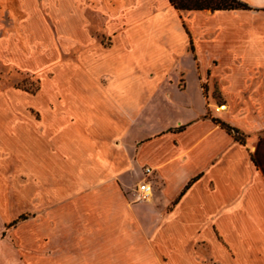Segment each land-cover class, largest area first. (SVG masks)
<instances>
[{
    "label": "crops",
    "instance_id": "1",
    "mask_svg": "<svg viewBox=\"0 0 264 264\" xmlns=\"http://www.w3.org/2000/svg\"><path fill=\"white\" fill-rule=\"evenodd\" d=\"M240 1L44 5L66 26L52 77L32 100L0 94V164L31 171L39 205L29 264H264V0ZM41 8L0 4V38H39ZM8 203L0 184V222Z\"/></svg>",
    "mask_w": 264,
    "mask_h": 264
},
{
    "label": "rangeland",
    "instance_id": "2",
    "mask_svg": "<svg viewBox=\"0 0 264 264\" xmlns=\"http://www.w3.org/2000/svg\"><path fill=\"white\" fill-rule=\"evenodd\" d=\"M59 0H21L27 4L37 3L42 6L36 11L41 21L36 34L39 38H0V94H7L8 100L14 99V93H20L21 99H31L37 95L44 81L52 77L54 71L53 61L56 60L57 47L63 45L64 38L61 32H65L66 26H58L54 18L55 11L47 9L46 3H57ZM111 5L123 3V0H108ZM3 7H11L14 0H0ZM28 12L21 10V22H27ZM8 24L10 20H7ZM13 23V22H12ZM9 29V28H7ZM13 30V29H12ZM91 34L104 45H109L105 31L98 23L90 28ZM6 42V43H5ZM75 53L60 59L63 64L75 60ZM74 57V58H73ZM215 100L208 101L209 117L212 110L218 111V107L225 104L221 91L217 88L213 94ZM22 113L30 120L40 118V113L33 107L23 108ZM162 116V113H161ZM160 116V117H161ZM235 135L247 139L242 131ZM3 157L0 155V160ZM0 184L2 195L8 200L13 209L12 215L0 222V264L31 263L34 257V228L39 226V205L34 203L35 187L31 171L16 160L0 164ZM5 168V169H4Z\"/></svg>",
    "mask_w": 264,
    "mask_h": 264
},
{
    "label": "trees",
    "instance_id": "3",
    "mask_svg": "<svg viewBox=\"0 0 264 264\" xmlns=\"http://www.w3.org/2000/svg\"><path fill=\"white\" fill-rule=\"evenodd\" d=\"M170 2L177 10L182 12L248 9V6L240 0H170ZM230 130L239 133L233 128ZM236 139L242 141V138L238 136H236Z\"/></svg>",
    "mask_w": 264,
    "mask_h": 264
},
{
    "label": "built area",
    "instance_id": "4",
    "mask_svg": "<svg viewBox=\"0 0 264 264\" xmlns=\"http://www.w3.org/2000/svg\"><path fill=\"white\" fill-rule=\"evenodd\" d=\"M226 107L225 105H222L220 108ZM153 173L152 168H146L145 174L147 177H150ZM152 195V187L148 183V181H144L139 189H138V200L139 201H148L151 198Z\"/></svg>",
    "mask_w": 264,
    "mask_h": 264
}]
</instances>
